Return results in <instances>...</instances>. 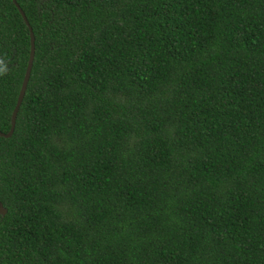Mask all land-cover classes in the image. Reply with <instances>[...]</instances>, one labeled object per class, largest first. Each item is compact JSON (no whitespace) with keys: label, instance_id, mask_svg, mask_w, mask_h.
Segmentation results:
<instances>
[{"label":"trees","instance_id":"1","mask_svg":"<svg viewBox=\"0 0 264 264\" xmlns=\"http://www.w3.org/2000/svg\"><path fill=\"white\" fill-rule=\"evenodd\" d=\"M16 1L0 264H264V0Z\"/></svg>","mask_w":264,"mask_h":264},{"label":"water","instance_id":"2","mask_svg":"<svg viewBox=\"0 0 264 264\" xmlns=\"http://www.w3.org/2000/svg\"><path fill=\"white\" fill-rule=\"evenodd\" d=\"M14 2V4L16 5V7L18 8L26 26L28 27V31H29V44H30V49H29V55H28V60H27V65L25 68V72H24V76L22 79V83L18 92V96L16 99V103L15 106L12 110L11 113V117H10V128L7 132H2L0 130V136L1 137H5L8 138L12 135L13 131H14V127H15V122H16V117H17V113L20 107V104L22 102V99L24 97V94L26 92V88H27V84L30 78V74H31V69H32V64H33V60H34V55H35V36H34V32L32 30V27L30 26L28 19L24 13V11L22 10V8L20 7V5L17 3L16 0H12ZM6 213V209L3 206L2 202L0 201V215H4Z\"/></svg>","mask_w":264,"mask_h":264}]
</instances>
